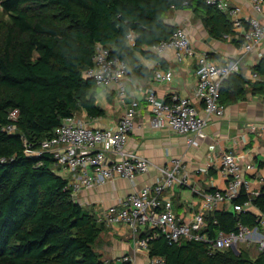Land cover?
<instances>
[{
  "label": "trees",
  "instance_id": "obj_1",
  "mask_svg": "<svg viewBox=\"0 0 264 264\" xmlns=\"http://www.w3.org/2000/svg\"><path fill=\"white\" fill-rule=\"evenodd\" d=\"M184 2L0 0L5 15L0 20V264H107L95 248L107 224L77 201L67 179L55 169L54 157L38 151L40 141L79 111L89 118L106 115L98 102L99 87L84 75L94 64L97 43L126 59L129 73L149 74L137 52L156 55L152 47L178 27L166 23L165 14L186 7ZM194 4L214 36L225 39L232 34L233 21L226 12L206 0L189 7ZM131 31L136 34L134 46L127 43ZM233 41L242 45V39ZM255 69L264 76L263 57ZM250 83L241 73H232L222 85L221 101L245 99ZM252 84L264 93V81ZM13 109L19 110L16 133L2 128L11 122ZM249 200L263 211L264 185L258 195L243 189L232 204ZM206 222L204 232L213 238L219 231H235L239 222L256 226L257 214L222 208L208 213ZM153 233L149 255L163 257L165 264H264L260 251L252 258L238 246L211 251L206 241L170 243L157 229L142 236Z\"/></svg>",
  "mask_w": 264,
  "mask_h": 264
},
{
  "label": "built area",
  "instance_id": "obj_2",
  "mask_svg": "<svg viewBox=\"0 0 264 264\" xmlns=\"http://www.w3.org/2000/svg\"><path fill=\"white\" fill-rule=\"evenodd\" d=\"M194 1L196 0H185L184 3L189 7ZM248 1L257 14L249 16L246 21L239 18L241 7L232 5L228 0H206V3L215 5L231 17L236 30L234 37L242 39L241 48L245 53L257 52L258 57L262 58L264 0ZM127 43L130 46L135 45L134 31L127 35ZM152 49L157 54L174 49L179 62L196 57L198 80L195 98L201 101L203 112L192 98L178 94L166 100L159 97L154 90H150L146 102L152 112L153 127H169L177 133L187 135L191 145H197L196 137L203 135L209 120L224 115L226 106L220 98L221 88L232 73L239 71L240 59L219 61L207 52L197 53L188 30L181 26ZM93 59L94 64L84 71V75L93 78L96 85L102 89L115 85L119 95L124 98L126 81L129 79L128 61L119 55H112L111 49L102 43H97ZM154 75L157 80L171 82L174 71L157 70ZM259 76L257 71L253 74L255 79ZM138 105L139 102L136 100L131 102L115 128L89 126L79 121L76 116H69L62 121L52 136L40 141L38 151L50 153L54 157L55 169L67 179V187L72 190L75 197L84 189H93L97 185L117 179L133 181L138 175L151 169L152 162L147 157L126 149L134 128ZM18 118L19 110L13 109L9 112L11 122L2 128L10 133H16ZM109 153L116 157H110ZM245 159L244 154L234 152H225L221 156V170L227 180V187L225 190L202 192V208L190 220L178 217L173 209L172 196L166 194V191L172 190L176 185L191 184L188 175L183 173L185 164L182 159L158 167L161 176L157 181L143 186L109 206L99 220L107 225L122 224L129 228L136 235L138 246L148 251L149 240L155 234L142 236L141 232L145 229H157L170 240V243H181L186 239L206 241L210 243L211 251L230 249L234 246L241 248L255 246L264 253V210L257 215L256 226L251 227L239 222L235 231L228 233L219 231L213 238L204 232L208 213L218 209L225 202H232L243 189L250 194L252 177L247 173L253 170L255 165L246 163ZM260 181L263 187L264 178ZM250 206L252 205L249 200L245 205H234V210L241 211ZM122 261L127 264L131 259L125 256ZM106 263L116 264L111 261ZM150 264H165V259L150 256Z\"/></svg>",
  "mask_w": 264,
  "mask_h": 264
},
{
  "label": "crops",
  "instance_id": "obj_3",
  "mask_svg": "<svg viewBox=\"0 0 264 264\" xmlns=\"http://www.w3.org/2000/svg\"><path fill=\"white\" fill-rule=\"evenodd\" d=\"M234 6L241 7L240 19L247 20L256 15L248 0H228ZM202 10L194 6L173 8L165 14L169 25L181 26L188 30L197 53L209 52L215 60L226 61L239 58V73L251 83L247 86L245 99L224 103L226 111L221 117H212L204 133L196 137L198 144L191 145L189 137L173 131L169 127L155 128L152 126V112L147 105V93L150 90L161 98L169 100L178 94L190 97L203 112L202 103L195 98L198 76L196 57L179 62L174 49H167L161 54L147 57L137 52L140 62L147 67L149 74L138 76L130 71L126 81V96L122 98L115 85L108 89L98 88V102L107 110L105 116L89 118L84 111L76 113V118L89 125L103 128H115L128 105L134 100L139 102L135 116L134 128L126 149L147 157L152 162L151 169L130 181L117 179L93 189H84L77 195V201L84 207L92 209L100 218L104 211L130 193L157 181L161 172L158 167L173 164L182 159L185 172L191 180L190 185H176L166 194L172 196L173 209L184 220H190L201 210L202 192L216 189L225 190L227 180L221 170V156L225 152L244 154L246 163L255 165L247 175L252 177L251 195H258L262 189L261 178H264V93L255 89L253 82L264 81V76L253 77L255 65L261 59L257 52L245 53L241 46L233 41L235 29L230 37L220 39L212 34L202 19ZM239 32V31H237ZM238 39V38H236ZM146 49H148L146 47ZM264 51V43L261 48ZM153 50V49H152ZM264 58V56H263ZM172 69L174 76L171 82L157 80V70ZM101 100V101H100ZM110 157L115 158L113 153ZM204 169V171H202ZM247 172V171H246ZM245 172V173H246ZM232 209V202H225L218 209ZM247 209L257 215L260 210L253 206ZM149 229H145L147 231ZM142 231V233L144 232ZM255 247V246H253ZM96 251L104 260L116 264H124L122 258L130 257L127 264H150L149 251L138 246L136 235L122 224L107 225L100 234Z\"/></svg>",
  "mask_w": 264,
  "mask_h": 264
},
{
  "label": "rangeland",
  "instance_id": "obj_4",
  "mask_svg": "<svg viewBox=\"0 0 264 264\" xmlns=\"http://www.w3.org/2000/svg\"><path fill=\"white\" fill-rule=\"evenodd\" d=\"M2 18H5V15L3 14L2 9L0 8V20H1ZM100 101H101V100H100ZM103 104H104V103L101 101V105H103ZM243 248H245V247H243ZM243 248H242V249H243ZM246 249H247L249 255H250L252 258L256 257V256L260 253L257 247H253V246H252V247H250V248H246Z\"/></svg>",
  "mask_w": 264,
  "mask_h": 264
}]
</instances>
